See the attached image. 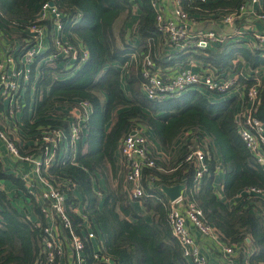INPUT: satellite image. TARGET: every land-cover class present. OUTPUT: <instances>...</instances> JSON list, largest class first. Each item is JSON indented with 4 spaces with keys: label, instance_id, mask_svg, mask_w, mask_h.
<instances>
[{
    "label": "trees",
    "instance_id": "obj_1",
    "mask_svg": "<svg viewBox=\"0 0 264 264\" xmlns=\"http://www.w3.org/2000/svg\"><path fill=\"white\" fill-rule=\"evenodd\" d=\"M44 1L47 0H0V36L23 40L16 48L25 47L30 38L28 27ZM138 1L137 38L131 40L133 44L127 41L125 35V23L134 9L129 0H53L66 14L62 34L75 45L74 36H78L86 48L87 58L81 60L78 53L75 60L63 57L48 60L51 46V49L35 57L30 65V82L34 81L37 74L33 110L29 117L23 118L19 130L22 142L14 140V143L20 156L39 155L40 136L44 130L57 126L65 127L66 130L68 128L71 115L67 111L58 112L62 110L58 106L87 101L91 111L83 121L76 154L77 165L71 164L68 155H63L43 171V175L53 183L61 182L66 193L67 213L74 232L84 241L88 264H93L95 260L82 233L88 230L85 219L91 221V228L96 225L104 234V251L115 264H189L182 257L167 224L163 196L141 199L146 209L153 212V220L148 223L134 211L119 187L109 189L99 206V198L93 190L94 174H104L122 138L134 129V125L149 128L164 149H169L185 129L194 128L197 132L198 128L210 134L227 165L224 179L227 197L251 186L264 188V172L246 149L237 131L236 98L210 101L202 92L192 88L158 102L147 100L141 91V69L145 55H149L157 66L174 61L183 64L191 57L219 66L239 55L251 68H264V50L248 49L231 43L208 49L180 48L173 56L156 55L161 43L164 45L167 42L157 31L156 12L150 1ZM245 2L180 0L182 8L197 21L239 12ZM212 14L215 15L210 16ZM120 18L121 23L116 28ZM10 50L15 48L10 47ZM133 53L134 58L131 57ZM78 64L79 68L67 75L66 72ZM253 83L247 81V87ZM253 114L264 123V80L257 90ZM200 135L196 137V145ZM187 144L180 158L170 163L157 162L156 167L143 168L142 183L150 193H155L151 185L156 179L167 185L185 181L192 188L194 167L184 161L186 151H189ZM207 163L208 174L204 176L200 188L191 193V200L203 210L206 220L220 232L224 240L232 243L248 237L257 248L250 256L249 263L264 264V216L261 212L264 206L256 197H246L240 206L229 209L214 193L212 175L215 163L212 156ZM1 180L10 181L22 190L42 225L44 219L39 202L28 194L20 177L4 170L0 160ZM80 197L85 205L84 218L72 210L78 205ZM15 201L16 196L0 189V264H36L42 244L41 226L29 220ZM127 216L136 220L130 221Z\"/></svg>",
    "mask_w": 264,
    "mask_h": 264
},
{
    "label": "built area",
    "instance_id": "obj_2",
    "mask_svg": "<svg viewBox=\"0 0 264 264\" xmlns=\"http://www.w3.org/2000/svg\"><path fill=\"white\" fill-rule=\"evenodd\" d=\"M149 1L156 12L157 31L164 36L167 43L179 48L208 49L225 44L234 37L243 38L245 35L244 28L227 34H218L214 30L195 33L192 28L197 20L190 17L189 13L182 8L180 0H172V10L168 17L160 5V0ZM259 1L248 0V4L255 5ZM246 10L244 5L239 12L225 13L220 17L221 22L233 26L235 20ZM254 14L264 24V9ZM65 15L53 0L44 1L37 11L35 20L28 27L30 38L27 45L15 50L0 47V105L6 100L10 114L21 110V90L30 83V65L37 55L52 47L50 54L47 55L48 60L61 57L75 60L78 53L82 60L83 57L77 46L62 34ZM247 31L252 37L251 48L264 50V31L255 28ZM141 78V91L150 101H165L194 87H202L207 92L225 95L232 90L237 80L236 78L225 79L207 70H194L192 63L183 66L172 76L162 75L147 56L143 60ZM259 87L252 85L245 88L244 95L248 104L245 105L242 114L237 117V131L246 149L264 172V123L253 114ZM76 108V113L71 115L68 122L67 130L65 127L57 126L41 133L40 152L37 156L32 154L20 156L14 140L10 139L4 128L0 126V140L9 154L32 166L31 176L24 175L22 180L28 194L35 196L39 202L40 213L44 219L42 225L40 222L35 223L36 226H41L42 230V244L36 264H57L64 254L62 240L72 249L73 264H85L84 241L74 232L66 209L65 190L60 181L53 183L43 175V171L55 164L63 155L66 157L68 155L71 164L77 165L76 154L81 140L83 121L87 119L91 106L83 100ZM202 145L200 139L198 145H188L189 151H186L184 157V161L191 163L194 167L192 192L200 188L204 176L208 174L207 160L210 154ZM119 150L124 159V183L129 196L132 199L151 196L142 183V171L144 167H156L158 156L150 148L149 139L143 129L137 127L129 131L122 138ZM73 187H75L74 184ZM235 196L242 200H246V197H256L264 206V188L251 186L242 189ZM183 198L179 195L174 200L168 199L166 202L167 222L172 235L181 248L182 257L190 264H211L201 252L187 223L190 222L204 236L216 237L217 229L206 220L203 210L193 200ZM76 208L77 206L72 210L75 212ZM81 216L86 217L85 213ZM86 224V227L90 226L89 222ZM95 235L94 231L87 230V238H93ZM224 251L232 254L233 248L228 246L224 248ZM104 260L105 263L109 261L108 258Z\"/></svg>",
    "mask_w": 264,
    "mask_h": 264
},
{
    "label": "crops",
    "instance_id": "obj_3",
    "mask_svg": "<svg viewBox=\"0 0 264 264\" xmlns=\"http://www.w3.org/2000/svg\"><path fill=\"white\" fill-rule=\"evenodd\" d=\"M247 2L248 0H246L244 4L247 10L244 13H242L241 16L238 17V19L235 20L233 26H228L222 23L220 19L221 16H215L216 18L214 19L213 18L199 19L192 28L193 32L200 33V32L207 31V30H214L218 34H223V33L227 34V33H233L236 29L244 28L246 29V31L244 32L245 35L243 36V38L234 37L225 44L228 45L231 43H236L244 48L252 49L250 46L252 37L249 31L247 30L255 28V29H260L264 31V24L260 22L254 14V12H258L259 10L264 9V0H260L255 5L248 4ZM131 3L134 9L132 11L131 16L128 18V20L125 23V28L127 30L125 35H126V39L128 42L135 44L132 41L137 38L135 35V32L138 28V20H139V10H137V8L140 2L138 0H133ZM160 5L163 11L165 12V15L168 17L172 10V5H173L172 0H160ZM213 15L215 14H212L210 16H213ZM117 27L119 26L116 22V28ZM74 41L76 43V46L80 50L81 56L83 57L82 59L87 58L86 48L84 44L81 42V40L79 39V37L74 36ZM22 43H23V40H19L17 38L9 39V38H4L3 36H0V47L8 48L10 46L11 48H16L18 45ZM179 49L180 48L178 46H171L169 43H166L163 45V43H161V46L159 47L158 52H156V55L169 54L170 56H173L176 54V50L179 51ZM146 56L150 58L149 55H145L143 60L146 58ZM131 57L134 58L135 54L133 53ZM190 63L193 64L194 70H197V71L207 70V71H211L215 75H220L224 77L225 79H228V78L237 79L235 81V86L232 88L231 91L227 92V94L225 95H217L214 93H210L201 88H199L198 90L202 92L204 96L208 98L210 101H219L221 99L231 98V97L236 98L237 104H236V112H235V122L237 123V117L242 114V111L245 109V105L248 104L247 99L245 98V95H244L245 88H248L247 81L254 82L253 85L261 86L264 80V68L263 67L251 68L248 62L245 61L239 55H236V57H232L228 63L226 62V64L219 65V66L210 65L208 62L197 60L193 57L188 58L187 62L183 64L180 62L174 61L171 64L164 63L163 66H160V65L157 66V64L155 63L156 64L155 66L157 67L159 73H161L162 75L172 76L178 70H180L183 66H188L190 65ZM79 65L80 64L75 65L73 66L71 70H68L66 72L67 75H71L72 73H74L79 68ZM36 77H37V74L35 73L34 81L30 82L27 87H24L21 90L22 107H21L20 112H16L15 114H10L8 102L6 100L0 105V126H2L4 130L7 132V134L9 135V137H11L16 142H22L21 140L22 138L19 135V130L24 122L23 118L24 116L29 117L33 110V98H34V87H35ZM158 102H161V101H158ZM77 105L73 103L72 105L65 104V105L58 106V108L62 109V110H58V112L67 111L70 115L72 114L74 115L77 110L76 108ZM134 126H135L134 129L137 127H140L141 129H143L144 134H146V136L149 139L150 148L152 149L154 153L157 154L158 162L160 164L170 163L171 161L177 158H180L181 155H183L184 150H186L187 142L189 141V144H187V146L188 145L195 146L197 144L196 137L197 135L201 134L200 135L201 138L198 137V139L201 140V142L203 143L202 145L203 148L209 152L210 156H212V159L214 160V163H215L214 169H213V175H212V184H213L214 193L217 199L222 201L225 205H227L229 209L235 208L241 205L242 199L235 196L241 190H239L237 193H235L231 197H227L224 193V179H225V175L227 171V165L224 164L220 149L217 146V144L214 142L210 134L202 132L198 128H197L198 130L197 132L194 131V128H187L174 140L172 146L169 149H164L156 141L153 132L149 128H145L140 125H134ZM192 131L194 132L191 133ZM84 151H86V149H84ZM0 160L6 172L13 173L16 176L20 177L21 179H22V176L24 175L31 176V173H32L31 164L21 161L17 158H13L9 154L4 143L1 140H0ZM124 177H125L124 159L120 153V150L118 149L114 153L112 163L111 162L107 163V168L104 171V174L102 175L99 172H95L94 174L93 190L96 192L99 198V206L101 205L109 189H114V188L119 187L122 193L124 194L126 200H128L129 204L134 209V211L138 215H141L142 218L146 222L148 223L152 222L153 212L151 210L146 209L141 199H132L129 196L127 192V188L125 187ZM178 184L183 185L180 191V195L184 197L183 199L185 200L192 199L191 198L192 190L187 185V183L185 181H181ZM163 185L174 186L176 184H172V185L161 184L158 181V179H156L151 185V188L153 192L155 193L154 194L150 193V194L151 196H154V197L163 196V199L165 200L163 202V206L166 210V215H167L166 202L170 198L165 194L164 190L162 189ZM0 189H4L5 191H7L9 195H12L14 197L16 196L15 202L18 204V205L16 204L17 207L29 220H34L35 223L40 222L39 216L34 212L32 205L27 201L28 198L26 199L21 189H19L17 186L12 184L10 181H6V180L0 181ZM84 208H85V205L82 203L81 197H80V201L77 205L75 213L81 216L84 213ZM261 212H263L262 214L264 216V210ZM119 215L121 218H124L123 214L119 213ZM126 218L133 222L136 220L130 216H127ZM85 220L89 222V225L91 226V221L88 219H85ZM90 226H88L87 229L94 231V233L96 234L95 237L87 238L86 232L82 231V233H84L83 235L84 237H86V240L90 246L91 257L93 256V259L95 260L93 264H96V263L115 264L114 260L111 259L110 255H108V253L104 251V242H105L104 234L101 233V230L96 225H93L92 228ZM187 226L190 232L192 233V235L194 236L195 240L198 242L201 252L207 257V259L209 260L211 264H248L250 256L257 249L256 246L251 243L248 237H245L239 242L229 243L227 240L223 239L222 235L220 234L218 230H217L218 234L216 237H210V236H204L201 233H199L190 222L187 223ZM62 245L64 249V254L58 260L57 264H73L71 247L69 246L67 242L63 240H62ZM228 246L233 248L232 254H227L224 251V248ZM179 249L181 253L180 246H179ZM95 256L97 258H95ZM105 258L109 259V261L106 263L104 260ZM84 260H85V264H88L86 254H84ZM188 263L190 264L189 261Z\"/></svg>",
    "mask_w": 264,
    "mask_h": 264
},
{
    "label": "water",
    "instance_id": "obj_4",
    "mask_svg": "<svg viewBox=\"0 0 264 264\" xmlns=\"http://www.w3.org/2000/svg\"><path fill=\"white\" fill-rule=\"evenodd\" d=\"M182 187L183 185L181 184H176L174 186L163 185L162 189L164 190L165 194L170 198V200H174L180 195Z\"/></svg>",
    "mask_w": 264,
    "mask_h": 264
},
{
    "label": "rangeland",
    "instance_id": "obj_5",
    "mask_svg": "<svg viewBox=\"0 0 264 264\" xmlns=\"http://www.w3.org/2000/svg\"><path fill=\"white\" fill-rule=\"evenodd\" d=\"M121 23V18L119 19V22L117 21V24H120ZM195 89L199 90V88L203 89L202 87H194ZM54 115H56V113H54ZM34 198L35 201L36 200V197L35 196H32Z\"/></svg>",
    "mask_w": 264,
    "mask_h": 264
}]
</instances>
